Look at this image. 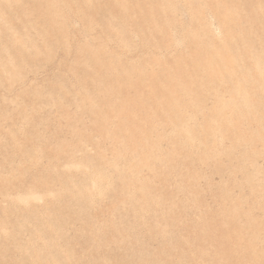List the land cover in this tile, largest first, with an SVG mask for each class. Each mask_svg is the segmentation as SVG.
<instances>
[{"label":"rangeland","instance_id":"374dc122","mask_svg":"<svg viewBox=\"0 0 264 264\" xmlns=\"http://www.w3.org/2000/svg\"><path fill=\"white\" fill-rule=\"evenodd\" d=\"M0 264H264V0H0Z\"/></svg>","mask_w":264,"mask_h":264}]
</instances>
